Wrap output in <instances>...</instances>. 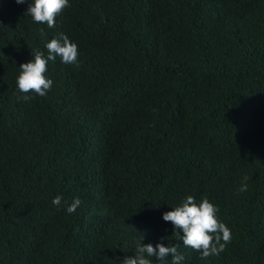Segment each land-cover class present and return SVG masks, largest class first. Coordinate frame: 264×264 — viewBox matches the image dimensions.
<instances>
[{
    "label": "trees",
    "instance_id": "obj_1",
    "mask_svg": "<svg viewBox=\"0 0 264 264\" xmlns=\"http://www.w3.org/2000/svg\"><path fill=\"white\" fill-rule=\"evenodd\" d=\"M31 2L0 0V264H121L140 241L264 264V0H69L54 28ZM61 33L77 63L24 100L19 65ZM188 195L230 228L219 255L163 220Z\"/></svg>",
    "mask_w": 264,
    "mask_h": 264
},
{
    "label": "clouds",
    "instance_id": "obj_2",
    "mask_svg": "<svg viewBox=\"0 0 264 264\" xmlns=\"http://www.w3.org/2000/svg\"><path fill=\"white\" fill-rule=\"evenodd\" d=\"M25 0H16L22 4ZM69 6V0H32L26 10L37 24H46L48 28H54L56 17ZM40 35L44 36V29H39ZM48 55L43 52L32 51V60L19 65L20 72L16 84L23 99L29 100V93L38 96H45L51 89L53 81L45 74L48 71V62L55 61L57 57L65 64H76L78 59V46L69 40L68 36L61 33L58 37L52 38L46 44ZM247 190V184H243L239 191ZM52 203L56 206L61 204V197L56 196ZM81 200L77 197L66 207L68 213H73L80 206ZM218 207L204 197L199 203L192 195H188L183 201L171 207L170 211L163 213V220L171 222L174 229L173 234L182 239L186 247H190L200 253L201 259L209 256L219 255L226 250V245L232 240V233L225 223L217 217ZM182 231L183 235L180 236ZM167 237H162L161 240ZM171 256L173 264H181L183 255L178 252L176 245L159 242L155 246L152 243H137L135 254L125 256L121 264H153L150 257L159 261Z\"/></svg>",
    "mask_w": 264,
    "mask_h": 264
}]
</instances>
